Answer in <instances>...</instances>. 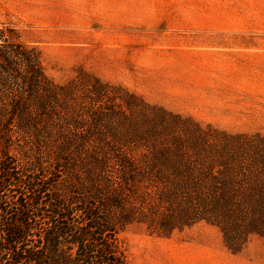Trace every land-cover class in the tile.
<instances>
[{
    "label": "trees",
    "instance_id": "obj_1",
    "mask_svg": "<svg viewBox=\"0 0 264 264\" xmlns=\"http://www.w3.org/2000/svg\"><path fill=\"white\" fill-rule=\"evenodd\" d=\"M16 38L0 27V146L30 147L59 125L61 184L48 202L29 183L14 207L0 199V264H125L115 235L135 222L170 236L204 221L232 252L264 243V138L203 126L83 71L58 84Z\"/></svg>",
    "mask_w": 264,
    "mask_h": 264
},
{
    "label": "rangeland",
    "instance_id": "obj_2",
    "mask_svg": "<svg viewBox=\"0 0 264 264\" xmlns=\"http://www.w3.org/2000/svg\"><path fill=\"white\" fill-rule=\"evenodd\" d=\"M0 27L35 46L58 84L83 71L203 126L264 138V0H0ZM45 132L30 147L0 146L8 207L28 183L43 202L59 197V125ZM115 237L125 264H264L262 239L232 252L204 221L170 236L135 222Z\"/></svg>",
    "mask_w": 264,
    "mask_h": 264
}]
</instances>
